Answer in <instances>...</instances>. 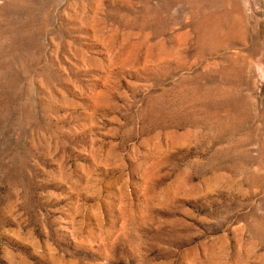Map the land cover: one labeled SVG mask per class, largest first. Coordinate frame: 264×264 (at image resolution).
<instances>
[{"label": "rangeland", "instance_id": "obj_1", "mask_svg": "<svg viewBox=\"0 0 264 264\" xmlns=\"http://www.w3.org/2000/svg\"><path fill=\"white\" fill-rule=\"evenodd\" d=\"M0 264H264V0H0Z\"/></svg>", "mask_w": 264, "mask_h": 264}]
</instances>
